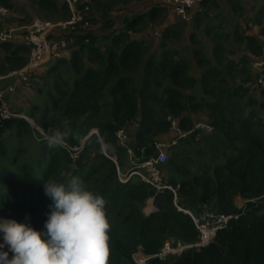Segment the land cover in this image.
Wrapping results in <instances>:
<instances>
[{"label":"trees","instance_id":"1","mask_svg":"<svg viewBox=\"0 0 264 264\" xmlns=\"http://www.w3.org/2000/svg\"><path fill=\"white\" fill-rule=\"evenodd\" d=\"M87 1L88 24L56 35L69 40L70 56L50 62L31 78V87L44 99L33 101L24 114L39 130L18 118L0 125V217L46 231L52 200L45 195V181L79 177L108 202V264H132L138 246L153 256L169 239L197 241L198 232L175 205L172 191H157L138 176L127 182L118 177L132 168L127 160L139 164L157 157L155 143L176 137L171 117L186 136L167 149L160 170L164 183L175 189L177 205L195 213L209 210L238 217L208 246L163 261L151 258L146 264H264V118L258 114L264 100L254 98L248 85L254 76L251 64L261 61L264 67V23L260 37L235 28L245 53L234 59L227 52L229 32L222 26L195 28L211 39L212 49L207 54L198 33H189L190 58L175 45L184 37L177 24L156 32L154 47L140 36L147 18L154 21L160 9L125 16L117 26L116 15L135 0ZM30 2L42 20L65 22L71 17L64 0ZM207 3L211 0L198 6ZM2 5L13 15L0 20V27L27 25L12 24L13 6L7 0ZM211 6L217 4L212 0ZM236 6L231 0V8ZM194 8L181 20L204 22L205 10ZM0 49L1 76L27 64L30 50L22 43L0 42ZM260 77L258 73L256 82L264 99ZM195 88L200 96L193 93ZM66 122L68 136L50 147L49 130L63 131ZM197 123L213 131L195 129ZM120 130L128 135L127 146L118 141ZM150 200L155 210L146 213Z\"/></svg>","mask_w":264,"mask_h":264},{"label":"built area","instance_id":"2","mask_svg":"<svg viewBox=\"0 0 264 264\" xmlns=\"http://www.w3.org/2000/svg\"><path fill=\"white\" fill-rule=\"evenodd\" d=\"M71 13V17L65 22H49L36 18L29 24L24 26L0 27V42L2 43H22L30 50L27 64L8 75L13 77L14 83L5 90H0V125L12 119H24L31 124L33 128H37L35 122L30 120L24 114H14L7 101V95L15 93L17 86L31 84V78L36 70L46 66L52 61L69 57L68 51L69 40L66 38H56V33L59 31L75 30L78 25H87L90 6L87 0H64ZM162 5L169 8L175 15L187 18L189 10L197 6L203 0H159ZM13 15L12 10L6 6L0 5V20H5ZM254 67L260 73L259 83L264 81L263 62L254 63ZM171 124V130L176 134V137L169 142H156L155 147L158 151L157 157L149 158L148 160L135 164L127 173L119 172V180L127 182L132 176H138L147 184L151 185L157 191L170 190L175 195V205L177 208L186 213L192 220L197 232L198 239L193 243H182L175 240H167L163 244L160 251L153 255H147L142 246H138L132 255V264H146L151 258L166 260L171 256H180L185 251L195 248H203L211 244L217 234L228 227L231 221L238 216L234 214H223L214 211L193 212L184 210L177 205V196L175 189L164 183L160 162L165 163L167 160V149L175 146L178 140L185 137L177 122L171 117L168 118ZM195 129L206 130L212 132L213 127L205 123H197ZM118 141L122 146H127L128 135L124 130L117 133ZM76 148L75 150H77ZM128 153L132 155V151L128 149ZM161 163V164H162ZM155 208L150 210L153 211Z\"/></svg>","mask_w":264,"mask_h":264},{"label":"clouds","instance_id":"3","mask_svg":"<svg viewBox=\"0 0 264 264\" xmlns=\"http://www.w3.org/2000/svg\"><path fill=\"white\" fill-rule=\"evenodd\" d=\"M68 134L66 122L63 131L51 129L46 139L54 147ZM44 192L52 200L46 231L0 217V264H108L111 226L106 198L79 177L63 182L50 178Z\"/></svg>","mask_w":264,"mask_h":264},{"label":"rangeland","instance_id":"4","mask_svg":"<svg viewBox=\"0 0 264 264\" xmlns=\"http://www.w3.org/2000/svg\"><path fill=\"white\" fill-rule=\"evenodd\" d=\"M2 1L3 0H0V5H2ZM7 1H9V3L13 6L16 12V16L12 20V24H19V25L29 24L31 21H33L36 18L42 19V17L35 11L30 0H7ZM213 1L215 2V4H217L216 7L211 6V3H212V0H211V3H207L205 6L197 5L194 8L193 10L194 12L198 8L199 9L203 8L205 10V13L207 14V17H205L204 22H202L201 24L199 22L190 20L191 18L187 19L189 20L187 22L182 21L181 20L182 17L175 15L171 10L170 12L169 10L161 9L158 6L156 0H135L131 2L126 7L122 8L119 11V14L116 15V23H117V26H121L122 19L125 16L139 15L140 13L144 11L148 12L153 8H158L160 9L159 12H161V14L158 15L154 21H151L147 18L146 26L144 27L143 33L140 36L144 38L145 41L151 47H154L156 46V44H158V41H159V35H157L156 32L160 34L161 29L164 28L165 26H168L171 24H177L179 25L180 28L183 29L184 37L180 39L178 42H176L175 45L179 47V49L184 51L186 55L189 56L190 58H192V54L190 50H193V48L188 47V44L186 42L187 35L192 32L198 33L200 39L202 40L203 48L208 54L210 50L212 49L211 39L208 38L205 32L203 33L201 30L196 31L195 28L204 29L206 23L210 25H214V26H222L225 29V31L229 32V35H230L226 43L227 52L229 56L233 59L239 58L241 55L245 53V50H244V47L237 40V37L235 36L233 31L237 27L241 30L240 33L242 34H252V35L260 37V28H262L261 24L264 23V0H236L240 6L239 8L238 6H236L235 8H231V0H213ZM240 8L243 9V12H241ZM220 29L221 28H218V30ZM55 35H58V33H56ZM50 64L52 63H49L46 65L47 69L49 68ZM251 70L254 75L252 77V80L249 81L248 83V85L251 87V94L253 95L254 98L259 99L260 101H263L264 99L261 94L262 88L258 86L256 82V75L259 73V71L252 64H251ZM196 72L197 71L194 67L193 75L197 76ZM7 78L8 77L6 76L0 75V84H2L1 89L11 86L6 83V81H8ZM37 93L38 92L36 91V88L34 89L33 87H31V84L28 86H26L25 84H22V85L19 84L15 90L14 96L16 95L22 96V101H24L22 103L28 104L30 100H34L32 99L34 96L38 100H42V98L44 99L43 96H40L39 94L36 95ZM193 93L200 96L198 88H195L193 90ZM28 95L31 96V98ZM7 96H10V95H7ZM17 100H19V98ZM19 103H20L19 101L16 102V108L18 110V112L16 113L13 111L14 110L13 103L11 105V108L14 114H24L22 112H24L25 108L19 107L18 105ZM258 114L260 117L264 118V110L258 109ZM24 115L27 116L26 114ZM29 119L32 120L31 118ZM78 150L79 148L77 149V151ZM168 151L169 150H167V153H166L167 155L169 154ZM165 159L167 160L168 158H165ZM127 161H128V168L133 167L136 164V160L133 158ZM159 162L160 164L162 163V161H159ZM238 203H240V200H238Z\"/></svg>","mask_w":264,"mask_h":264},{"label":"crops","instance_id":"5","mask_svg":"<svg viewBox=\"0 0 264 264\" xmlns=\"http://www.w3.org/2000/svg\"><path fill=\"white\" fill-rule=\"evenodd\" d=\"M0 54H1V49H0ZM46 67H47V66H46ZM40 71L43 72L44 69L42 68ZM6 77H8V76H6ZM7 79H8V81H6L7 84L12 85V84L14 83V79H13L12 77L9 76ZM5 80H6V79H5ZM1 85H2V84H0V88H2ZM36 95H37V94H36ZM28 96H29V95H28ZM16 97H17V98H16ZM29 97L31 98V96H29ZM18 98H19V100H17ZM8 99H9L11 105H12V103H13V108H14V111H16V112H18V110H17V108H16V102H17V101L20 102V103L18 104L19 107H21V108H25L24 110H27V109L29 108V106L31 105V103H32L33 101H36V100H37V98H35V96H34V97L32 98V99H34V100H30L28 104H23L22 102H24V101H22V96H19V95L14 96V94L8 96ZM20 104H21V105H20ZM22 104H23V105H22ZM22 113H26V112H22ZM128 171H129V170H127V172H128ZM238 200H239V199H238ZM152 208H155V206H154L153 201L150 200V201L148 202V204H147V207L145 208V212H146V213L150 212V210H151Z\"/></svg>","mask_w":264,"mask_h":264},{"label":"water","instance_id":"6","mask_svg":"<svg viewBox=\"0 0 264 264\" xmlns=\"http://www.w3.org/2000/svg\"><path fill=\"white\" fill-rule=\"evenodd\" d=\"M84 143V142H83ZM171 240H173V239H171Z\"/></svg>","mask_w":264,"mask_h":264}]
</instances>
